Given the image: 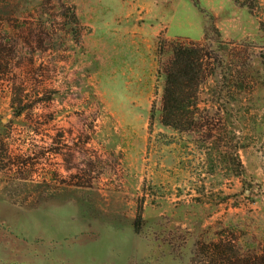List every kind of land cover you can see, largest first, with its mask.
I'll return each mask as SVG.
<instances>
[{
    "label": "rangeland",
    "instance_id": "obj_1",
    "mask_svg": "<svg viewBox=\"0 0 264 264\" xmlns=\"http://www.w3.org/2000/svg\"><path fill=\"white\" fill-rule=\"evenodd\" d=\"M244 2L0 0V264L264 260V10ZM177 46L204 66L186 130L162 124Z\"/></svg>",
    "mask_w": 264,
    "mask_h": 264
},
{
    "label": "trees",
    "instance_id": "obj_2",
    "mask_svg": "<svg viewBox=\"0 0 264 264\" xmlns=\"http://www.w3.org/2000/svg\"><path fill=\"white\" fill-rule=\"evenodd\" d=\"M250 1L249 7L244 2L249 11L254 10V4L257 8L263 6L264 0H245ZM246 4V5H245ZM256 8V7H255ZM203 64L201 56L196 49L191 47L177 46L173 49L172 59L166 65L162 72L163 92H162V124L175 130H186L190 124V116L196 113L198 108L199 79L203 74ZM210 132H215L210 130ZM219 144V142L217 141ZM237 153L238 148H234ZM239 167L237 155L234 157ZM259 264H264V260Z\"/></svg>",
    "mask_w": 264,
    "mask_h": 264
}]
</instances>
